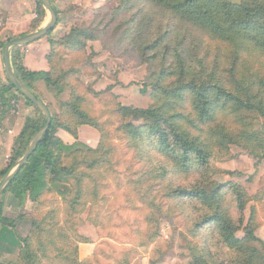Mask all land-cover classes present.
Wrapping results in <instances>:
<instances>
[{
    "label": "trees",
    "instance_id": "16d2710c",
    "mask_svg": "<svg viewBox=\"0 0 264 264\" xmlns=\"http://www.w3.org/2000/svg\"><path fill=\"white\" fill-rule=\"evenodd\" d=\"M143 1L173 20L206 34L227 50L222 52L208 46L202 49L198 41H189L188 34L164 31L160 26L156 28L159 30L156 35L152 21L147 23L146 17L142 16L139 5ZM118 4L106 16L108 21L99 23L104 32L98 27L88 31L73 30L60 41H50L46 56L48 71H32L18 62L14 68L17 76L34 93L35 84L43 82L60 95L68 85L63 82L65 77H57L53 63L52 55L58 47L86 51L87 43L101 41L104 36H109L115 43L118 40L119 44L133 46L142 63L152 70L154 102L147 109L115 103L119 115L113 119H117L115 126L119 140L140 160H148L146 157L161 160L155 171L142 175V186H146V182L157 186L170 172L167 165L186 177L198 175V180L191 186H179L166 192L173 200L181 199L194 205L196 213L191 236L196 237L202 230L211 228L220 246L219 252L188 243L193 264H264V241L256 236L258 227H253V217L243 228V213L249 201L247 194L236 183L215 181L214 176L221 171L211 163L217 153L227 151L229 154L232 145L242 147L252 156L264 158V0H241L239 3L231 0H118ZM38 8L44 17L46 12L40 1ZM134 10L137 11L134 13ZM100 17V14L96 15V19ZM13 90L9 81L1 87L0 98L4 105ZM108 90L117 98L114 88ZM142 93L147 92L142 90ZM71 94L64 104L67 116L64 121L48 106L53 121L47 135L2 195L11 193L20 206L32 202L36 206L35 213L40 215L44 212L47 195L60 197L69 217L81 214L78 208L85 197L84 184L90 178L88 172L102 169L108 159L82 160L79 156L84 153L112 155L106 142L113 137L106 133V125L100 124L84 109L81 95L74 91ZM94 94L95 97L100 95ZM26 102L36 108L30 101ZM37 112L40 118L28 119L19 137L21 146L16 161L46 123L45 116L38 109ZM218 113L231 116L233 124L217 123ZM81 126H90L99 132L97 148L79 141ZM60 131L70 134L72 141L62 140L58 135ZM152 154L155 158L150 157ZM9 170L3 171L0 179ZM149 189L153 194L151 184ZM97 190L96 187L95 197ZM228 195L234 197L233 207L238 211L236 219ZM150 206L154 205L150 203ZM26 219L27 215L16 219L6 217L0 205V232L16 229L18 221ZM28 221L31 223L28 235L20 237L16 234L19 264H99L101 259L97 253L92 260L80 262L79 244L92 241L78 234L77 227L48 222L46 215ZM55 227H58L56 233ZM242 229L245 235L239 238L237 233Z\"/></svg>",
    "mask_w": 264,
    "mask_h": 264
},
{
    "label": "rangeland",
    "instance_id": "374dc122",
    "mask_svg": "<svg viewBox=\"0 0 264 264\" xmlns=\"http://www.w3.org/2000/svg\"><path fill=\"white\" fill-rule=\"evenodd\" d=\"M38 1L40 0H0V77L3 81H0V94L1 87L8 84L3 60L4 46L9 41L37 32L50 23L51 16L43 4L42 8L46 14L41 16ZM50 1L58 11L59 23L47 36L49 42L60 41L73 30L88 31L98 27L99 31H103L99 23L107 22L108 13L119 6L118 0ZM231 1L239 3L241 0ZM139 8L142 9L146 22L152 21L150 23L156 35L159 33L156 28L160 26L164 31L188 34L189 41H198L202 49L208 46L209 49L222 52L227 50L206 34L183 22L173 20L146 1H143ZM136 11L134 10V13ZM97 14L101 16L98 19ZM24 49L26 50V47L13 49L11 57L14 68L15 63L23 64ZM52 58L56 65L57 77H65L63 82L68 85L67 89L58 95L54 89L38 82L35 84V93L61 121L67 119L64 104L69 101L71 91L78 93L84 99V109L100 124H105L106 133L113 138L106 142L111 156L90 153L79 156L82 160L97 157L108 159L107 165L102 169L88 172L90 178L84 184L85 197L78 208L82 213L69 217L64 211L65 204L62 199L47 195L42 215L47 216L48 222L62 227H77L78 234L94 238L100 245L97 253L101 259L99 264H144L145 259L149 260V264H193V254L188 243L200 244L220 252L213 229L208 228L199 232L196 237L191 236L196 213L194 205L181 199L173 200L166 194L170 189L179 186H191L198 180V175L186 177L167 165L170 170L168 176L160 180L157 186L146 182L143 187L140 182L142 175L155 171L161 160L153 154L150 157H154V160L147 157L148 160H140L117 136V119L114 120L113 117L119 114L116 112L115 103L147 109L154 102L152 70L150 71L148 64L142 63L137 50L130 44H119L118 40L115 43L109 36H104L101 41L87 43L86 51L75 52L66 46L58 47ZM110 87L114 88L113 93L117 98L110 94ZM142 90L147 93L143 94ZM94 93L100 95L95 97ZM7 97V105H4L0 98V174L7 168L11 169L16 163L15 157L21 146L18 144L19 137L28 119L40 118L37 107L29 106L16 90ZM216 117L217 123L225 126L233 124L231 116L225 113H218ZM86 128L100 135L96 129L87 126ZM204 130L207 131V128ZM85 132H81L83 138L86 136ZM226 152L217 153L211 162L215 169L221 171L213 179L220 184L236 183L245 191L249 201L243 213V228L253 217V227H258L256 236L260 238L261 234L264 237V158L252 156L247 150L234 145L230 146L229 154ZM150 184L153 194L150 193ZM96 187L98 190L95 197ZM228 200L236 219L238 211L233 207L234 197L228 195ZM150 203L154 206H150ZM0 205L3 206L4 215L11 219L24 215V210L20 211L19 201L11 193L0 198ZM35 212L36 206L31 202L27 205L26 220L18 221L16 229L7 228L0 232V264H19L17 235H28L31 228L28 220L42 217ZM57 228L55 227V233ZM244 235L243 229L237 233L239 238Z\"/></svg>",
    "mask_w": 264,
    "mask_h": 264
},
{
    "label": "water",
    "instance_id": "95a60500",
    "mask_svg": "<svg viewBox=\"0 0 264 264\" xmlns=\"http://www.w3.org/2000/svg\"><path fill=\"white\" fill-rule=\"evenodd\" d=\"M40 1L43 4L44 9L51 16L50 23L46 27L40 29L37 32L26 35L19 39L9 41L4 46L3 49V60H4V69L7 80L14 86L15 90L23 98H25L27 101H30L37 107V109L45 116L46 123L38 132H36V134L30 140L29 144L27 145L24 151L23 156L16 161L13 167L4 176L3 180L0 183V198L9 188V186L12 184V182L15 180L18 174L21 172L23 167L28 163L31 156L35 153L39 144L47 135L53 121L52 114L48 105L43 100L38 98L35 95V93L32 92L17 76L12 64V57H11L13 49L27 47L33 43H36L47 37L50 34V32L57 27L59 23V18L51 1L50 0H40Z\"/></svg>",
    "mask_w": 264,
    "mask_h": 264
},
{
    "label": "crops",
    "instance_id": "0c3cea01",
    "mask_svg": "<svg viewBox=\"0 0 264 264\" xmlns=\"http://www.w3.org/2000/svg\"><path fill=\"white\" fill-rule=\"evenodd\" d=\"M49 50H50V44H49V41L47 40V37H45L44 39H42L36 43H33V44L27 46L26 50L25 49L22 50V52L24 53V56H23L24 66L27 69L32 70V71H48V64L46 61V56H47ZM0 81L3 82L1 77H0ZM87 127H90V126H87ZM82 131H86L85 132V134H86L85 138L82 137V134H81ZM78 133H79V141L82 144H84L90 148H93V149L98 147L99 142H100V135L95 133L93 130H91L90 128H86V126H81L78 130ZM58 135L65 142H71L73 139L70 134H68L67 132H64V131H60ZM28 204H31V202L27 201L26 205L21 206V209L19 208L20 211L24 210V215L28 214L27 213V205ZM6 217H7V215H6ZM262 233H264V227H262ZM26 236H22V237H26ZM86 237L91 239L92 242L79 244L80 262L92 260L95 257L96 253H98V251L100 250V245L98 244V242L95 241L94 238L88 237V236H86ZM260 238L264 240V237H262L261 234H260ZM144 261H145L144 264H149L148 259H145Z\"/></svg>",
    "mask_w": 264,
    "mask_h": 264
}]
</instances>
